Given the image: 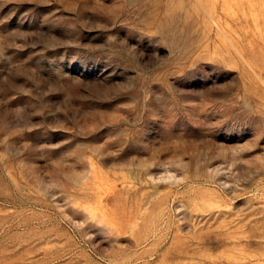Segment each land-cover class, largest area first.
<instances>
[{
  "label": "rangeland",
  "instance_id": "1",
  "mask_svg": "<svg viewBox=\"0 0 264 264\" xmlns=\"http://www.w3.org/2000/svg\"><path fill=\"white\" fill-rule=\"evenodd\" d=\"M0 264H264V0H0Z\"/></svg>",
  "mask_w": 264,
  "mask_h": 264
}]
</instances>
